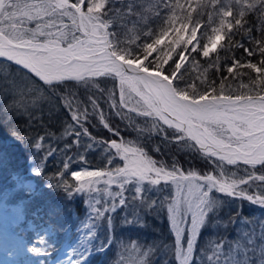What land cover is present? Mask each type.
Returning a JSON list of instances; mask_svg holds the SVG:
<instances>
[{
  "label": "snow or ice",
  "instance_id": "obj_1",
  "mask_svg": "<svg viewBox=\"0 0 264 264\" xmlns=\"http://www.w3.org/2000/svg\"><path fill=\"white\" fill-rule=\"evenodd\" d=\"M0 58L9 67L0 77L2 110L27 114L28 128L35 121L43 129L14 133L30 150L29 174L46 175L44 186L69 200L87 197L78 231L91 236L106 223L109 233L96 251L113 242L120 209L123 224L140 226L145 215L166 214L174 244L163 248L175 264H264V234L257 246L244 233L243 259L220 246L207 259L195 254L202 227L221 207L217 193L264 206V0H0ZM14 72L19 82L4 83ZM61 110L57 134L49 124ZM113 116L132 128L143 121L141 135L187 147L213 169L153 159L139 140L120 136ZM90 126L115 139H97ZM94 149L107 164L90 170ZM50 157L58 166L48 173ZM15 222L5 216L0 261L28 264L44 241L15 236ZM159 249L145 245L139 264H154Z\"/></svg>",
  "mask_w": 264,
  "mask_h": 264
},
{
  "label": "trees",
  "instance_id": "obj_2",
  "mask_svg": "<svg viewBox=\"0 0 264 264\" xmlns=\"http://www.w3.org/2000/svg\"><path fill=\"white\" fill-rule=\"evenodd\" d=\"M239 38L240 37H237V39ZM237 55H239V53H237ZM8 73V65L0 62V77L8 76ZM13 78L19 82L21 74L14 72L13 76L9 77V81L4 83H10ZM217 83H219V81H217ZM0 87H2V85H0ZM233 87L238 88V82L233 84ZM2 109L3 105L0 103V176L5 173L4 171L6 169L10 171L24 168L30 159V150L22 141L16 138L14 133L18 132L20 136H25V131L40 132L43 130L39 125L35 124V121H33V127L28 128L27 114L18 115L15 112L6 113ZM61 115H66L63 113V110H61V113L57 114V116L53 118V122L49 124L52 131L57 132V134H59L58 121ZM132 115L134 116L135 114ZM110 123L118 130L123 139L133 142L139 140L140 146L155 160L163 161L168 165H172L175 162L182 170L188 171L195 169L201 173L210 172L214 167L210 161L205 160L198 153L192 152L187 147H181L178 151L177 143L170 142L168 139L155 132H152L151 135L147 133L141 135V130L145 127L143 121H134L133 123L136 128H132L128 126V120L121 121L119 117L113 116L110 119ZM88 131L97 139L107 140L115 138L112 133L100 126H90ZM171 135H173L172 132H167V136ZM70 141L71 138H69L68 142ZM45 147L47 148V142H45ZM155 148L159 150L156 151ZM88 159L91 161L89 165L101 168L104 166L106 160L105 156L102 157L101 154H98L97 149H94L93 152L88 155ZM57 166V158L50 157L46 165L47 172H53ZM73 167H75V165ZM226 170H228L229 175H231L232 171H236L233 166H226ZM237 175H243L242 171H238ZM34 178H36L37 187L39 188L38 192L34 195L24 193L20 197L25 198L27 207L34 206L32 204L33 201L35 205H43V209L44 207L46 208V205L50 206L51 209H53L52 212L49 211L50 215L53 216H51V222H53L55 227H58V230L61 228V222H58L55 218L60 219L62 216H70V212H74V210L78 214L82 213V203L76 200L77 198L69 200L62 191L48 189L44 186V182L47 178L46 175ZM9 184L10 189L5 191V195L11 194V189H14L13 183L11 182ZM217 196L222 197V204L211 219L206 220L205 226L202 227L200 231L197 247L195 249L197 258H199L200 255H204L205 259H207L206 254L211 249L209 244L226 238L229 240L236 239L237 235L235 232L239 224L238 221L247 220L253 222L256 231L258 230L261 235L264 234V229H262V224H264V206L254 205L250 201L240 198L225 197L223 194H218ZM15 200L17 201L16 198ZM120 212L121 210L117 209L113 221V242L109 244L105 252L95 255L90 264H116L117 261H121L123 264H139V261L142 259L141 249H143L145 245L153 244V242L160 245L154 264H163L164 260H169L168 264H175L174 256L163 248V244L169 246L174 244V236L170 234V225H168L166 214L159 216L145 215L143 217V226H140L136 223L123 224V214ZM129 219H131V216ZM64 221L66 224L70 222L69 219ZM130 251H136V255L133 257ZM130 254L132 255V259H129Z\"/></svg>",
  "mask_w": 264,
  "mask_h": 264
},
{
  "label": "rangeland",
  "instance_id": "obj_3",
  "mask_svg": "<svg viewBox=\"0 0 264 264\" xmlns=\"http://www.w3.org/2000/svg\"><path fill=\"white\" fill-rule=\"evenodd\" d=\"M97 151L98 154H101L102 157H106L107 154L104 153L102 149H97ZM118 162L122 164V161ZM106 164L107 159L104 162V166ZM87 167L90 170L101 168L89 164L87 165ZM29 168L30 163L28 161L24 168H19L18 170L14 169L10 171L9 169H6L4 171L5 173L1 174L0 176V219L2 220L4 215L8 216L9 219H15L16 222L14 224H11L9 231L15 236L24 240L26 243H35V239L37 238L43 239L44 241V244L39 245L41 247L40 253H35L32 254L33 256H28V264H34V262L39 264H46L49 261L48 257L50 258V253H52V251L56 253L62 246H65L66 244H72L71 248L73 255H84L81 257V260L77 261V264H81V261L84 257H86V259L83 261V264H90L92 258L95 255L105 252V249L108 248L106 247L102 252L96 251L98 247L108 243L109 233L106 227V223L104 225L101 224L97 226L91 236H89V230L87 229L83 230L82 232L78 231L79 222L81 220H86L88 207L86 203L87 197L82 194H76L73 199L77 198L76 200H78L79 202L81 201L80 203H82L83 211L81 214H78L74 210V212H70V216H62L60 219L55 218V220L61 222V228L60 230H58V227H55L53 225V222H51L52 215H50V212H52L53 209H51L50 206L46 205V208L44 207L43 209V205H35L33 201L32 204L34 206L27 207L25 198L20 197L24 193H30V195H34L39 190V188L37 187L36 178H34L35 176L29 174ZM11 182L13 183L14 189H11V194L5 195V191L10 189L9 183ZM112 190H116L115 186H113ZM249 192L250 194H252L254 192V189L250 188ZM216 195H218V193ZM15 198L17 199V201L15 200ZM67 219H69L70 222L66 224L64 220ZM238 223L239 224L235 232L237 235L236 239L229 240L228 238H226L220 241H216L213 244H209L211 249L206 254L207 256L213 255L216 250V246H220L224 254L232 253L236 256L237 259H243V250L245 247H248V237H246L244 233H248L249 236H251L255 240L257 246H259V244L261 243L259 239L261 234L260 232H258V230L256 231L254 223L247 220H241L238 221ZM49 226L51 230L49 229ZM55 253H53L52 256H54ZM131 254L134 257L136 255V251H132ZM131 254L129 255V259H132ZM249 255H251V253H249ZM253 259H256V257L253 256ZM20 264H25V262L21 261Z\"/></svg>",
  "mask_w": 264,
  "mask_h": 264
},
{
  "label": "bare ground",
  "instance_id": "obj_4",
  "mask_svg": "<svg viewBox=\"0 0 264 264\" xmlns=\"http://www.w3.org/2000/svg\"><path fill=\"white\" fill-rule=\"evenodd\" d=\"M5 216L6 215H4L3 218L1 217L2 220L0 219V233H1L0 244H3V228H4V223H5L4 222ZM71 246L72 244L70 245L66 244L65 246H62L59 249V251H57L56 253L52 251V253H50V258L48 257L49 261L46 264H70V261L72 262V264H77V261L81 260V257L84 255L82 254H77L76 256L73 255ZM53 253H55L54 256H52ZM0 264H3V262L0 261ZM34 264H39V263L34 262Z\"/></svg>",
  "mask_w": 264,
  "mask_h": 264
},
{
  "label": "water",
  "instance_id": "obj_5",
  "mask_svg": "<svg viewBox=\"0 0 264 264\" xmlns=\"http://www.w3.org/2000/svg\"><path fill=\"white\" fill-rule=\"evenodd\" d=\"M0 60H2V58H0Z\"/></svg>",
  "mask_w": 264,
  "mask_h": 264
}]
</instances>
